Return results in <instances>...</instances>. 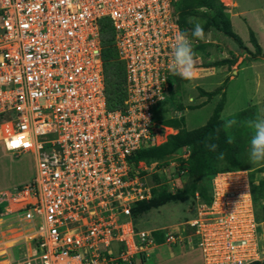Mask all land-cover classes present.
Returning a JSON list of instances; mask_svg holds the SVG:
<instances>
[{
    "label": "built area",
    "instance_id": "2783aa9c",
    "mask_svg": "<svg viewBox=\"0 0 264 264\" xmlns=\"http://www.w3.org/2000/svg\"><path fill=\"white\" fill-rule=\"evenodd\" d=\"M178 1L0 0V143L13 156L30 153L34 168L0 193V264H133L158 245L131 209L162 182L152 176L177 161L157 167L129 157L161 143L152 114L168 97L175 35L186 32ZM103 18L124 65L118 109L105 106ZM211 178L209 202L183 223L193 228L199 264L262 260L249 171ZM177 235L166 231L162 243Z\"/></svg>",
    "mask_w": 264,
    "mask_h": 264
},
{
    "label": "rangeland",
    "instance_id": "374dc122",
    "mask_svg": "<svg viewBox=\"0 0 264 264\" xmlns=\"http://www.w3.org/2000/svg\"><path fill=\"white\" fill-rule=\"evenodd\" d=\"M222 1L228 4L225 0ZM239 7L246 10L247 14L244 16L249 19L252 28L241 17H231L233 23L232 30L240 37L242 43L253 49L247 35L248 28L251 29L260 47L264 50V34L262 33L264 28V0H239ZM205 12L202 9H195L192 14L185 18L187 24L191 23L192 29L197 23H200L204 28L207 39V42L200 40L201 43L206 44H203L204 46H201V48L198 45L196 47L192 46L195 67L199 68L200 66L201 68L205 62H212L223 58L233 59L235 57V61L228 67L227 65H223L220 67H208L206 70L198 69L196 79L192 81H179L177 87L173 90V96L169 97L166 103L167 111L164 117L178 116L182 110L176 108L177 104H182L183 106H187V104L196 105V108L193 109L185 107L186 110L182 113L184 128L191 129L203 124L210 115L213 105L219 99L220 92L212 96L203 105L197 107L198 104L204 101L205 97L197 95L196 86L207 91L214 89L216 86L221 87L225 100L220 111L221 118L232 115L251 105L255 106L257 116L264 115V57L255 59L249 63L250 61L245 57L244 48L236 45L234 41L216 29L213 25L216 20L211 22V17L214 15L210 11L206 16ZM187 30L189 31L188 28L185 31L187 32ZM240 59L242 64L239 66L237 63ZM238 67L241 68L239 69ZM237 68L238 70H236ZM230 75L233 76L228 79L227 77ZM189 97H195V103H189ZM165 132L167 134L173 133V129L171 131L167 128ZM185 150L186 157L188 150ZM245 154L246 168L253 176L252 182L256 184L259 179L264 177V162L258 164L251 163L249 159V142L246 145ZM173 156L175 158L182 157L179 151H175ZM176 163L173 165L174 169L170 166L165 171L160 172L158 176V181H165L164 185L167 191L171 193L181 190L188 182L186 174L181 173V171L177 173ZM33 172V158L30 153L13 156L4 150L0 143V193L11 191L15 186L27 182L33 175ZM208 194L209 196L211 195L210 187ZM201 203L203 202L196 193V196L193 195L183 200H171L164 204L139 211L136 222L139 227L160 230L162 233L166 231L176 232L180 237L177 236L181 238L170 245L164 243L156 245L150 251L147 261L143 259L141 260V264H198L200 262V252L196 247L195 237L192 235L193 228L183 223L195 217V209ZM9 221H12V219ZM5 225L11 228L15 226V223L8 222ZM260 230L261 232L264 230V224L260 223ZM16 235L15 233L12 237ZM261 242L264 250V239H261ZM262 260L264 263V256ZM139 262H134L133 264H139Z\"/></svg>",
    "mask_w": 264,
    "mask_h": 264
},
{
    "label": "trees",
    "instance_id": "16d2710c",
    "mask_svg": "<svg viewBox=\"0 0 264 264\" xmlns=\"http://www.w3.org/2000/svg\"><path fill=\"white\" fill-rule=\"evenodd\" d=\"M180 2V3H179ZM220 2L222 0H179L177 3V21L188 33L192 30V25L187 24L185 18L192 14L195 9H202L205 15L211 11L214 15L211 17V22L223 35L230 38L236 45L243 47L246 54V59L255 60L264 56V51L257 44L253 31L248 28V41L253 47L252 51L247 50L241 43L240 38L231 30L230 22L226 13V7ZM98 37L100 43V56L102 60L103 81H104V96L105 106L107 109H118L123 106L125 99L124 86V65L123 61L118 58L117 50L113 43V32L109 21L105 18L98 22ZM202 42L197 45L201 48L204 46ZM199 49V48H198ZM235 61L233 59H218L212 62L203 63L202 67H220L223 65L230 66ZM198 70V68H196ZM180 76L173 74L169 80V91L167 99L156 103L152 118L163 126H168L175 130L174 133L167 134L165 140L159 144L149 146L145 149H140L134 155L129 157L134 162L143 161L146 164L155 162L157 167L165 166L170 159L177 161V173L183 171L186 174L188 182L185 186L174 193L168 192L165 182H160L152 187L151 196L147 200H142L132 207L134 217L138 216L139 211L146 210L153 206L164 204L171 200H183L192 197L195 193L204 203H208L210 196L208 190L210 187V179L217 172L230 171L233 169H246V154L245 148L250 141L252 130L248 127L247 122L257 117L255 106L251 105L245 109H241L232 115L220 117V111L224 103V92L221 87L214 88L210 91L204 90L197 86V95L205 97L204 101L197 105L201 106L212 96L220 92L219 99L212 107L211 113L206 121L195 128L186 129L183 125V116H166V103L169 97L173 96V90L177 87L178 82L182 81ZM196 108V105L183 106L177 104L176 108ZM235 119L237 123L227 131L224 130V123L227 120ZM231 137L233 142L229 143L228 138ZM207 144H215V151H210ZM188 150L185 158L173 157L175 151L179 149ZM260 168V167H256ZM251 172V171H250ZM155 182H159L156 174L152 176ZM250 181L253 176L249 173ZM251 196L256 220L264 221V177L259 179L256 184H251ZM154 241L157 244L163 242L164 232L153 230L151 232ZM141 264V261L139 262ZM248 264H264L263 260L253 261Z\"/></svg>",
    "mask_w": 264,
    "mask_h": 264
},
{
    "label": "clouds",
    "instance_id": "9594fccd",
    "mask_svg": "<svg viewBox=\"0 0 264 264\" xmlns=\"http://www.w3.org/2000/svg\"><path fill=\"white\" fill-rule=\"evenodd\" d=\"M192 39H206L204 28L200 23H197L190 33L177 32L175 35L172 61L169 64V70L173 74L188 81H192L198 76L194 63ZM188 102L195 103V97H189ZM236 123L237 121L235 119L227 120L223 125L224 130L227 131L231 129ZM247 125L252 130V135L249 141V159L253 164L262 163L264 162V115L249 120ZM228 142H233L231 137L228 138ZM206 147H208L210 151H215L217 145L207 144Z\"/></svg>",
    "mask_w": 264,
    "mask_h": 264
},
{
    "label": "crops",
    "instance_id": "0c3cea01",
    "mask_svg": "<svg viewBox=\"0 0 264 264\" xmlns=\"http://www.w3.org/2000/svg\"><path fill=\"white\" fill-rule=\"evenodd\" d=\"M221 4L222 5H224L225 7H226V9H225V12H226V14L228 13V19H229V22H230V27H231V30H232V27H233V23H232V19H231V17H241L242 18V20L249 26H251V28H252V25L250 24V21H249V19H247L244 15H246L247 14V12H246V10H243V8H240L239 7V0L237 1V0H228V4H226V3H223V2H221ZM233 31V30H232ZM234 32V31H233ZM235 33V32H234ZM262 33L264 34V28H263V30H262ZM255 36V35H254ZM239 37V36H238ZM240 38V37H239ZM255 39H256V37H255ZM241 40V39H240ZM256 42H257V44L259 45V43H258V41H257V39H256ZM241 43H242V40H241ZM244 44V45H243ZM242 45L247 49V50H249V51H252L253 49H250V47L248 46V45H246L245 43H242ZM260 46V45H259ZM261 48V47H260ZM261 50L262 51H264L262 48H261ZM264 57V56H263ZM262 58V57H261ZM241 59H242V57H241ZM241 59L239 60V62L237 63V65H241L242 64V62H241ZM250 61V62H249ZM248 62L249 63H251V61H254V60H249ZM196 68H198V67H196ZM206 68L208 69V67H205V68H200V66H199V68L198 69H202V70H206ZM210 68V67H209ZM239 68V67H238ZM238 68L236 69V70H238ZM241 68V67H240ZM239 68V69H240ZM207 73H208V70H207ZM237 73V72H236ZM235 73V74H236ZM206 76V75H205ZM233 75H230V76H228L227 78L229 79V78H231ZM220 85V84H219ZM197 87V86H196ZM216 87H218V86H216ZM216 87H214V88H216ZM222 90V89H221ZM224 102H225V100H224ZM224 104V103H223ZM188 105V104H187ZM223 107V106H222ZM193 109V108H192ZM184 110H186V108H183L182 109V111H180L179 112V114L178 115H182V113H183V111ZM222 110V109H221ZM202 125V124H201ZM158 126L161 128V132H162V136L161 135H158V138H159V140H160V142H163L164 140H165V137H166V135H167V132H165V130L167 129V128H169L171 131H172V128H170V127H168V126H163V125H161V124H158ZM175 132V130L173 129V133ZM182 149V148H181ZM181 149H179L178 151H179V153H180V150ZM135 220V224H136V222H137V217H135L134 218ZM137 225V224H136ZM138 226V225H137ZM139 227V226H138ZM139 228H141V226L139 227ZM15 235V234H14ZM4 239H7V237H4ZM158 245H161V244H158ZM146 261H147V259H146ZM200 263V262H199ZM198 263V264H199Z\"/></svg>",
    "mask_w": 264,
    "mask_h": 264
},
{
    "label": "bare ground",
    "instance_id": "6f19581e",
    "mask_svg": "<svg viewBox=\"0 0 264 264\" xmlns=\"http://www.w3.org/2000/svg\"><path fill=\"white\" fill-rule=\"evenodd\" d=\"M226 2H228V0H225ZM263 250V249H262Z\"/></svg>",
    "mask_w": 264,
    "mask_h": 264
}]
</instances>
